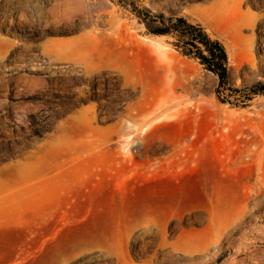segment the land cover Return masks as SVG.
<instances>
[{
    "label": "rangeland",
    "instance_id": "374dc122",
    "mask_svg": "<svg viewBox=\"0 0 264 264\" xmlns=\"http://www.w3.org/2000/svg\"><path fill=\"white\" fill-rule=\"evenodd\" d=\"M77 1L153 36L121 0ZM136 3L221 41L227 86L166 37L160 60L139 53L140 84L48 57L92 26L76 13L49 22V0H0V264H182L183 251L202 262L245 222L254 236L240 254L264 264V96L245 94L264 83V0ZM21 14L32 24L6 33ZM165 94L180 110L158 116Z\"/></svg>",
    "mask_w": 264,
    "mask_h": 264
},
{
    "label": "bare ground",
    "instance_id": "6f19581e",
    "mask_svg": "<svg viewBox=\"0 0 264 264\" xmlns=\"http://www.w3.org/2000/svg\"><path fill=\"white\" fill-rule=\"evenodd\" d=\"M243 1V0H240ZM256 5V4H255ZM257 6V5H256ZM79 14L76 19L81 24L92 26L94 34H85L81 40L73 44L71 42L48 44L44 47L45 54L55 59H69L77 64H81L88 72L100 70H117L123 76V84H140L141 73L137 69L139 53L142 54L149 62H156L161 59L163 37L145 36L142 39L133 31V26L116 17L112 13H98L95 17L89 6L82 4L77 0H49L47 14L49 22L59 19H71L73 14ZM240 21L245 24H251L249 18L241 13ZM246 16L243 19V16ZM244 20V21H243ZM1 24H5L0 19ZM93 22H96L93 26ZM32 23L28 18L21 14L9 18L3 30L13 36ZM47 26L49 23L46 24ZM5 45L10 42H3ZM174 96L165 94L157 106L158 116H171L180 110V106L173 103ZM134 125L144 126L149 120L134 119ZM254 228L248 223H242L224 235L223 243L213 254L208 253L202 257L201 252L183 251L185 262L182 264H215L216 260L221 257L220 251L224 246H231L233 242L239 244L238 250L234 251L235 256L228 255L222 260L221 264H245L253 255V252L240 254V248L249 250V240L253 235ZM259 234V233H258ZM256 236H263L264 232ZM181 264V263H176Z\"/></svg>",
    "mask_w": 264,
    "mask_h": 264
},
{
    "label": "trees",
    "instance_id": "16d2710c",
    "mask_svg": "<svg viewBox=\"0 0 264 264\" xmlns=\"http://www.w3.org/2000/svg\"><path fill=\"white\" fill-rule=\"evenodd\" d=\"M118 4L137 18L147 34L169 38L168 43L176 51L197 60L205 70L216 75L219 80L218 89L227 86L229 72L226 48L221 41L211 38L201 25L182 16L165 15L161 11L139 7L136 0H121ZM245 94L264 96V83Z\"/></svg>",
    "mask_w": 264,
    "mask_h": 264
}]
</instances>
